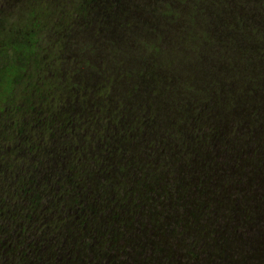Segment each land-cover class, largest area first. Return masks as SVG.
<instances>
[{
	"label": "trees",
	"instance_id": "16d2710c",
	"mask_svg": "<svg viewBox=\"0 0 264 264\" xmlns=\"http://www.w3.org/2000/svg\"><path fill=\"white\" fill-rule=\"evenodd\" d=\"M85 8L68 98L0 143V264H264V0Z\"/></svg>",
	"mask_w": 264,
	"mask_h": 264
},
{
	"label": "rangeland",
	"instance_id": "374dc122",
	"mask_svg": "<svg viewBox=\"0 0 264 264\" xmlns=\"http://www.w3.org/2000/svg\"><path fill=\"white\" fill-rule=\"evenodd\" d=\"M85 9V0H0V41L18 42L22 31H29L31 27L36 35L32 52L20 58L11 53L0 60V67L6 68L11 62L20 69L13 84L5 78L0 85V99L9 95L1 105L0 143L15 141L19 128L27 127L32 132L31 127L39 122L43 112L54 109L60 98H68L65 85L70 80L66 63L72 60L64 62L66 56L61 55L62 35L66 32L67 37L73 36L81 46L88 42L91 31L67 29L78 18L79 24L86 21ZM182 14L184 20L186 8ZM6 146L10 149L9 145H3ZM16 151L8 150L6 160Z\"/></svg>",
	"mask_w": 264,
	"mask_h": 264
}]
</instances>
